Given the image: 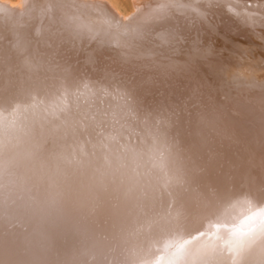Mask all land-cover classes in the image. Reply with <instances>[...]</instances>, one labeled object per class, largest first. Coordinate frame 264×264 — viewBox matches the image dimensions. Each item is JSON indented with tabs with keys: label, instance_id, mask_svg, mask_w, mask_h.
<instances>
[{
	"label": "bare ground",
	"instance_id": "6f19581e",
	"mask_svg": "<svg viewBox=\"0 0 264 264\" xmlns=\"http://www.w3.org/2000/svg\"><path fill=\"white\" fill-rule=\"evenodd\" d=\"M28 1L17 0L15 7L21 8ZM68 2L84 9L93 4V0ZM161 2L134 0V9L129 15L113 5L117 16V21H113L120 22L123 30L129 31L128 36L133 40L127 41L128 44L145 50L143 55L150 63L169 64L179 60V63L190 62L191 65L192 62L194 68L197 66L199 72H194V77L184 72L189 64H183L188 66L184 71L175 63L167 64L172 69L170 72L168 67L166 72L161 71L162 68L161 72L157 71L160 73L158 82L171 83L173 86L168 90L173 93L177 92L174 86L177 81L195 79L196 84L203 80L199 76L204 75L207 63L212 61L207 58L222 59L212 51L220 49L227 55L230 49L243 48L246 52L240 35L264 34V0H167L174 6L149 20L152 7ZM0 3L8 2L0 0ZM248 4L252 5L251 9L247 8ZM192 8L198 9L199 14L191 11ZM227 9H243L249 15L236 18ZM134 29L139 30L140 38L133 35ZM61 37L66 39L65 35ZM6 38L2 42L5 43ZM111 39L115 41V37ZM23 42L13 43L14 48L0 45V264H218L223 258V246L236 247L233 241L238 240L256 248V255L264 256L263 143L257 154L251 150L252 154L242 153L244 156L236 158L228 149L230 139L222 132L227 121L212 119L201 126L197 124L198 128L190 131L194 120L191 118V124L187 121L191 129L186 133L188 131L181 127L183 122L180 126L162 125L164 110L156 113L158 108L155 113L161 116L155 114L156 118H151L149 114L150 118L142 119L139 91L125 86L118 88L117 99L106 90L79 92L77 88L85 77L81 74L83 63L67 65L68 69L61 71L54 65L59 60L50 48L46 55L32 57L40 47L34 51L31 50L35 48L34 43L29 48V44ZM43 42L40 43L45 46ZM62 45L67 47L68 44ZM205 51L209 52L208 57ZM137 65L140 67L139 63ZM25 67L39 69V72H26ZM43 68L50 73L47 69L43 72ZM193 89L196 88L191 91ZM46 95L50 103L43 106L42 99ZM77 99H81V105L77 104ZM91 101L97 102V106L87 104ZM94 110L98 113L92 114ZM207 111L205 116H208ZM147 112L144 113L147 115ZM149 113L153 115V109ZM18 114L24 117L18 120L15 118ZM223 115L221 117L226 118ZM157 117L162 121L158 122ZM211 129L212 133L208 134ZM180 235H189L192 239L189 248L175 246ZM226 250L228 252V248ZM197 252L202 254L198 263L193 261V254Z\"/></svg>",
	"mask_w": 264,
	"mask_h": 264
},
{
	"label": "rangeland",
	"instance_id": "374dc122",
	"mask_svg": "<svg viewBox=\"0 0 264 264\" xmlns=\"http://www.w3.org/2000/svg\"><path fill=\"white\" fill-rule=\"evenodd\" d=\"M9 1L10 0H7L8 3H5V5L3 3H0V25L3 24L2 26H5L7 28L6 29L4 27V29H3V27L0 26V28H1L0 29V34H1L0 37L2 36V38H0V45L1 46L2 45L8 46L9 48L10 47L14 48L13 46H14V44H16V42L17 43L21 42L22 44H24L23 41H26L25 44H27V45L29 44L30 46L28 45V47L30 48L31 44H32V47L35 44V48L33 47L31 50L34 49V51H35V49L38 46L40 47V49L36 50L37 53L34 52L35 55L31 54L32 57L37 56V54L38 55L39 54L40 55H46L48 53L47 49L49 50V48H50L52 50V53L55 52L54 53L55 59L59 60V62L54 63V65L56 64L55 67H60L58 69L61 71L63 69L64 70L68 69V68H66L67 65L68 66L70 65V67H71L72 65H78V64L83 63L84 64L83 66H85V67H84L83 71H81L82 73L81 72L80 73L82 75H84L86 78L84 77L85 79L84 78L82 79L83 80L82 85L80 84V86L77 88V90L79 92L86 91L89 89H94L97 91L98 90H103V91L106 90L110 93V96L117 99L119 94H120V89H118V88L125 86V87L130 88V90H132L134 92L139 91L138 93H140V96H141V97H139V103H140L139 107H140V111L142 110L140 112L142 119H147L149 117V114H150L151 118H156L155 114L161 113V111L164 110V112L161 113L163 122H160L161 119L159 117H157V120L159 118L158 122H160L162 125H165V126H167L168 123L170 125L172 124V126H177L176 124H179L178 126H180V124L183 122L185 124L182 123L181 127L185 131H188L186 133H189L192 130L195 131V129L198 128V126H201V124H204L205 122L206 123L211 122L212 119L214 121H216V119H220L223 122L227 121L225 123H227L229 125L226 124L225 126H227L226 127L227 129L224 128L225 131H222V132L224 133L225 136H227L228 140L230 139L228 141V147H230V148L232 147V148L231 149L228 148V149L230 150V154H232L234 157L236 156V158L244 156L243 154H247V153L249 154L252 151L254 152V154H257L259 148L264 144V142H263L264 141V99H262V98H264L263 97L264 96V89H263L264 88V83H263V81H264V59H262V58H264V45H263L264 39L263 40L261 39V37H264V34L262 35V33H259L258 37L257 36L252 37L251 35L247 36L246 34L240 35L239 40L240 41L243 40V41H241V43L242 44L244 43L243 45L245 46L246 52L242 51V50H244L243 48L242 49H230L231 52H228L227 55L224 54V52L221 51L220 49H217L218 51H215V50L212 51L215 53V55H219L220 58H222V59L226 56L224 59H227V60H224V59L218 60L217 58H215V59L207 58V59L212 60V61H209L207 63L206 69L204 70L205 71L204 75L200 74L199 77L203 80H200L199 82H197V83H199L198 88H197V83L196 84L193 83V81L195 79H191V80L189 79V81L188 80L186 81V78H185L184 82H182V80H181V81H177L176 83H174V86H176L177 92L173 93V91L168 90V88L170 86H173L171 83L169 85L168 83L163 84L162 82L160 83V81L158 82V77L160 76L159 72L164 71V70L166 72L168 70V68H169L168 72H170L172 69L168 65L169 64L172 65L174 63H175L174 65L181 66L182 71H184L185 68L188 67V66L187 67H184V66L189 64V67L191 69V71H190L191 73L188 72L190 70L189 67H188L187 71H184V72H186V74L192 75L193 77L196 74L194 72H199V69L198 68L196 69L197 66L194 68V65L192 66V64H193L192 62L190 65V62H188V63L185 62V64H184L183 62L179 63V62H181L179 60H175L173 62L171 61V62H169V64L168 63L164 64L163 62H161V64H164V65H161L160 63H156V64L150 63L143 55V54H145V50L140 49V48H136L132 44H130V45L128 44L130 42H127V41H132L133 38L130 36H127V37L123 36L124 38L122 37L121 33L124 31L123 30L124 28L120 22H114L113 21V20L117 21V19H116L117 16H116L115 12L112 10V7L114 5L123 14L129 15L134 9V3H133L134 0H102V2H104V3H101L100 0H93V4H91L92 6L90 5L88 7H85V9H84V6L81 7L79 5H72L70 2H68V0L67 1H65V0H56V1L55 0H36V1L29 0L25 5L23 4V6L21 8L15 7V6H17L16 5L17 0H11L10 1L11 4L9 3ZM12 1H14V2H12ZM96 1L99 3V5ZM105 2H107V4ZM58 4H60V5L62 4V5L60 6ZM59 6H60V8H59ZM101 9L103 11H105L107 9L106 11H108V12L105 11L103 13V11ZM15 13H17V14H15ZM106 17H108V18H106ZM109 17H111V19ZM104 22L107 24H105ZM114 23H117V24L114 25ZM119 23H120V25H119ZM117 25H118V27H117ZM43 27H44V29H43ZM108 27H110V29ZM29 28H31V29H29ZM46 28H47V31H46ZM48 29L49 30L51 29L50 32H48L49 31ZM121 30H122V32H121ZM45 31H46V34H45ZM117 31H119V32H117ZM13 33H14V35H13ZM18 33H20L19 34L20 37L23 38L22 40L18 36ZM115 33H117V34H115ZM3 34H5V35H3ZM24 34H26V36ZM44 34H45V36H44ZM62 34L65 35L66 39L64 37L63 38L61 37V36H63ZM39 35H40V37H39ZM47 35H48V38H47ZM50 35H51V37H49ZM117 35L118 36L120 35V37H118ZM27 36L32 38V39H34V38L35 39L29 40V38L28 39L26 38V40H24L25 39L24 37H27ZM113 36L115 37V39ZM16 37H18L20 39V41H18L19 39H17V41H16ZM4 38H6L5 43L2 42V41H4ZM45 38H47V41ZM111 38H113L114 40L121 38L120 40L122 41L123 46L121 44L120 47L116 48V45H115V43H112L113 40ZM7 39H9V40H7ZM10 39H12L14 42L15 41L16 42L14 43L12 41L14 43L13 44L12 42H9ZM61 39H65V40H62L60 42ZM68 39L70 40V43H69ZM105 39H106V41H105ZM38 40H40V41L38 42ZM43 40H44L43 43H46L45 46H44V44L40 43ZM261 40H262V42H261ZM6 41L9 42L10 44L6 43ZM34 41H35V43H34ZM71 41H73V42H71ZM103 41H105V44ZM109 41L113 45H111V43L108 44ZM65 43L68 44L67 47L62 45ZM48 44H49V46H48ZM252 45H254V47H252ZM247 46L249 48H247ZM45 48H46V50H45ZM77 49H78V51H77ZM79 49H81V50H79ZM10 50H12V49H10ZM73 50H75V51H73ZM91 51L93 53H90ZM69 52H71V53H69ZM202 52H200L201 55L205 56V54H206L207 57L209 56V52L206 53V51H205L204 52L205 54L204 53L202 54ZM241 53H243V55L246 58L243 55H241ZM64 54H65V56H64ZM124 54H125V56H124ZM200 54H198V55H200ZM90 55H91V57H90ZM122 55H123V57H122ZM129 55H131L132 57L131 56L128 57ZM109 56H111V57H109ZM134 56L136 59L134 58ZM259 57H261V58H259ZM128 58H130V59H128ZM132 58H134V59H132ZM144 58H145V60H143ZM123 60H125V61H123ZM86 61H87V63H86ZM217 61H218V63H217ZM123 62L127 65H124ZM136 62L139 63L140 67H138V65H137L138 63H136ZM140 62L143 65H141ZM145 62H146V64H145ZM128 63L129 64L131 63L129 66L130 68L128 67V65H129ZM148 63H150L151 66L148 65ZM211 63L213 65H217V67L216 66L213 67V65H211ZM134 64L136 65V67H133V66H135ZM144 64H145V66H144ZM158 64L161 66H159ZM183 64H184V66H183ZM153 65L157 66V68L155 67V69H157V70H155V73L157 76L154 75L155 73H154V66ZM191 66L194 69H192ZM207 66H209V68ZM141 67H143L144 70L146 69L147 72L145 73ZM126 68H127V70H126ZM148 68H150V69H148ZM161 68H162V70L160 71ZM222 68H223V70H222ZM24 69L26 72H34L35 70H36L35 72H39L38 71L39 69L38 70L37 69H34V70L31 69L32 71L30 70V68L26 69V67H25V68H23V70ZM43 69H44L43 72H46L47 68H43ZM121 69H123L125 71H123ZM134 69H138V70L134 71ZM207 69L209 71H207ZM130 70L134 71V72H130ZM150 70H152V71H150ZM211 70L213 73L211 72ZM49 71L47 69L48 73H50ZM157 71H159V72H157ZM216 71H219V72H216ZM138 72L139 73L142 72V73L139 74ZM48 73H47V75H48ZM150 73H151V75H150ZM158 73H159V75H158ZM209 73H211V74H209ZM129 74L131 75V78H130ZM205 74H206V76H205ZM45 75H46V73H45ZM104 75H106V76H104ZM134 75L135 76L138 75V76L135 77ZM144 75L145 76L147 75V76L143 77ZM110 76H112V77H110ZM123 76H127L130 79H128L127 77H123ZM154 76H156V77H154ZM121 77H123V78L121 79ZM138 77H140V78L138 79ZM131 79H132V82L130 81ZM93 80H94V82H93ZM202 81H204L205 84H203ZM207 81H209V82H207ZM257 81H258V84H256ZM46 82H47V84H49L48 79L46 80ZM118 82H119V84H118ZM157 82L159 84H156ZM206 82L208 85L206 84ZM259 82L261 84L260 86H259ZM125 83H128V84L125 85ZM131 83H133L132 84L133 86L131 85ZM144 83H147L148 86L145 85V87H144ZM152 83L156 84V86H154ZM160 84L162 85L161 87H160ZM139 85L143 86V87H140ZM164 85H166L168 87H166ZM90 87H92V88H90ZM135 87L137 88V90ZM194 87L196 88L195 91H194V89H193V91H191V88H194ZM152 88H154V89H152ZM162 88H163V90H162ZM150 89H152V90H150ZM157 89L159 92L157 91ZM141 90L143 92H141ZM117 92H118V94H117ZM148 92H151V93H148ZM154 93H155V95H154ZM148 94H150L152 97V103H154L153 106H151L152 105L151 97H149L150 95H148ZM163 94L164 95L166 94V95L164 96ZM143 95H144V97H142ZM145 95H148V97ZM159 97H160V99H159ZM143 98H145V100ZM157 98L160 100V102H158L159 100ZM48 99L50 100L49 96H47V95L42 99L43 106L48 105L50 103V102H48L49 101ZM153 99H157L158 101L153 100ZM166 99H167V101H166ZM80 102H81V99H77V104L81 105ZM143 102H144V104H143ZM155 102H156V107L154 106ZM163 102H165V103L161 104ZM148 103H150L149 104L150 106L148 105ZM87 104H91L95 107L97 106V102L94 103L91 101V102H88ZM166 104H168V105L166 106ZM218 104H220V105H218ZM159 106H163V107L161 108ZM151 107H152L153 112H154V113H152L153 115H151V113H149V111L152 112ZM176 107L181 108V110L177 109ZM145 108L148 112L145 110ZM157 108L159 110H157ZM155 109L157 110V112ZM207 110L210 111V114ZM206 111L208 113V116H205ZM144 112H147V115ZM176 112L179 113V115L176 116ZM93 113H98V111L94 110L92 112V114ZM143 113L145 115H142ZM92 114H90L89 116H92ZM169 114H171V115H169ZM193 114H194V116H193ZM221 114L222 115L224 114L223 116H225L226 118L221 117L222 116ZM227 114L228 115L232 114V115L228 116ZM157 115L161 116L160 114H156V116ZM164 115H166L165 118H164ZM249 115H250V117H248ZM146 116H147V118H146ZM201 116L205 117V118H202ZM22 117H24V116L19 115V114L15 116V118L18 120H21ZM170 117H171V119H173V123H171L172 122L171 119L169 120ZM191 118H193L194 120ZM178 119H180L179 122H177ZM202 119H204V121ZM228 120H229V122H228ZM187 121L190 124L192 121L193 122L192 126L190 124H188ZM200 121H203V122L200 123ZM233 121H234V123H233ZM199 123H200V125H199ZM235 123H236V125H235ZM197 124H198V126H197ZM233 124L235 125V127L233 126ZM182 125H184V126L186 125L185 127H189V128H185ZM187 125H189V126H187ZM190 126L192 127V129ZM194 126H196V127L194 128ZM233 127L235 129L234 131L232 130ZM189 129H191V130L189 131ZM212 130L213 129H211V131H208L209 132L208 134H211ZM225 133H227V134H225ZM232 134L234 136H232ZM236 137H238V138H236ZM235 147H237L238 150H236ZM240 150H242V151H240ZM0 225H1V222H0ZM191 241H192V239L189 238V235H183V236L180 235V237L176 239L177 243L175 246H177V247L179 246L181 249L189 248L190 247L189 245H191ZM233 243L235 245L237 244V246L235 247V246H233V244L232 245H226L225 244L223 246V248L221 249L222 250L221 251V257H223V258H221V260H220L221 262H219L218 264H224V263L225 264H229V263L230 264H264V256L256 255V253H257L256 248H253L247 242H244V244H243V242L242 241L240 242L239 240L233 241ZM239 245H241V246H239ZM242 245L245 247H243ZM233 247H235V250H234L235 252H233V250H232V249H234ZM227 248H228V252L226 250ZM229 248L231 249V251L229 250ZM239 249H240V252H239ZM244 249H246L245 250L246 253H245ZM201 255L202 254L200 252H197L195 255L193 254V257H194L193 261L198 263L201 260V257H202ZM229 255L231 256L230 257L231 261L229 260ZM246 255H248V256H246ZM224 256L225 257L228 256V257L224 258ZM249 256H251V257H249ZM170 257H171V255H170ZM248 257L251 260H248ZM252 257H254V259H252Z\"/></svg>",
	"mask_w": 264,
	"mask_h": 264
},
{
	"label": "snow or ice",
	"instance_id": "6c2138e0",
	"mask_svg": "<svg viewBox=\"0 0 264 264\" xmlns=\"http://www.w3.org/2000/svg\"><path fill=\"white\" fill-rule=\"evenodd\" d=\"M173 6L174 5L168 3L167 0H162L161 3H158V4H156L155 6L152 7V9H151L152 15H150L148 17V19L151 20L154 17L155 18H158L160 15H163V14L167 13V11L169 10V8L170 7H173ZM247 8L248 9H251L252 8V5L251 4H248L247 5ZM190 10L193 11V12H197L199 14V10L198 9L192 8ZM227 10L229 11L230 14H232L236 18H239V17H247L249 15L248 11H245L243 9H241V10L227 9ZM137 11H140V8L139 7L137 8ZM117 27H118V25H117ZM121 35L127 37L129 35V31L127 29H125L121 33ZM133 35L136 38H140L141 33L139 32V30H135L134 29L133 30ZM160 39H161V42L163 43L164 42L163 35H161ZM261 39H264V37H261ZM112 43H115L116 47H120L121 44H122V41L120 39H116L115 41H112ZM241 55H243V53H241Z\"/></svg>",
	"mask_w": 264,
	"mask_h": 264
},
{
	"label": "clouds",
	"instance_id": "9594fccd",
	"mask_svg": "<svg viewBox=\"0 0 264 264\" xmlns=\"http://www.w3.org/2000/svg\"><path fill=\"white\" fill-rule=\"evenodd\" d=\"M129 19H131V18H129Z\"/></svg>",
	"mask_w": 264,
	"mask_h": 264
}]
</instances>
